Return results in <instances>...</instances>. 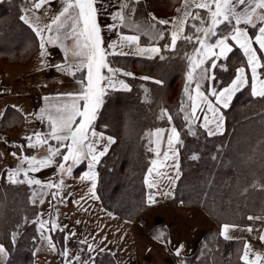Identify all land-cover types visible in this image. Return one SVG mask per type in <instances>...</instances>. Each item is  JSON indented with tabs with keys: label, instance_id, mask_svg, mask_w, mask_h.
Here are the masks:
<instances>
[{
	"label": "snow or ice",
	"instance_id": "6c2138e0",
	"mask_svg": "<svg viewBox=\"0 0 264 264\" xmlns=\"http://www.w3.org/2000/svg\"><path fill=\"white\" fill-rule=\"evenodd\" d=\"M32 8L39 11L45 5L53 2H59L60 9L50 18V22L43 27H37L33 24L32 18L28 15H21L20 20L29 25L39 38V48L41 56V64H47L46 57H50L51 53L47 51V46L59 47L64 59L61 63L48 65L58 72H62L75 77L77 73H85L84 77L78 81L82 86L81 91L72 93L58 94V97H66L67 99L59 105H49L39 110L37 118L41 122H47L49 131L45 134L34 132L31 136L26 137L27 146L30 148L47 146L48 155L42 159L36 156H24L20 165L12 170H6V178L11 184H28L29 186H39L38 190H34L31 196V202L43 204L42 198L51 195L52 200H56L60 196V190L65 187L63 177L71 176L73 166L81 163L82 160H89V168L93 169L100 162V157L107 152V146L114 143L112 137H107V144L103 150L97 151L96 145L103 134H98L94 129L93 122L96 120L100 107L104 104L105 96L109 90L113 91H131L129 84L117 77L123 75L125 77H134L130 71L122 68H114L111 66L109 57L111 56H147L152 59L156 56L160 60L166 57L160 55L162 50L176 51L179 41L188 44L198 45L193 48L194 55L185 54L187 61L186 84L184 93L187 94L190 104L180 107V113L185 122L186 135L197 136V124L200 120L197 116L198 109L204 113L203 122L200 127L206 130L208 136L221 134L223 131L224 116L221 108H228L229 102L233 96L242 88L249 84L248 77L245 75V68L236 69V75L232 79L228 87L217 90L215 87L208 89L212 99L208 98L205 91L202 90L203 82L214 80L213 69L220 68L223 62L229 57V53L233 51L229 41H234L247 56V66L251 69V95L264 98V79H259L258 69H264V62L257 53V49L253 47V43L259 46V50L264 51V0H183L181 9H177L181 13L178 17H173L171 21L158 19L153 14L150 18L160 25L171 23L172 27L167 32L156 28L155 24H150L148 30L144 31V35H151L154 43L149 47L141 46L140 35L130 34L122 31V29L135 30V33L143 31V25L136 24L133 15L136 13V4L139 0H31ZM113 11L109 12V8ZM200 10H205L206 15H202ZM107 15L111 21L104 26V30L108 33H115V38L105 43L102 35L101 25L98 22L100 15ZM38 20V18H36ZM189 21H192L189 23ZM258 29V34L254 40L249 36V28ZM221 26H225V30H221ZM186 28L191 29V34H184ZM47 33V34H46ZM168 37L169 42L159 45L158 41H163ZM215 38V39H213ZM71 43H68V42ZM217 61L221 63L218 64ZM107 73V75L105 74ZM139 79L148 81L153 80L151 76H141ZM259 85L257 86V81ZM157 85H162V80H153ZM194 89L190 92L192 84ZM119 84V88H117ZM147 91V89H145ZM192 92L195 95H192ZM48 100V97H43ZM81 101L83 104L81 105ZM6 113L0 112V117H5ZM79 117V122H77ZM161 120H167L169 123L173 120V115L166 108H161L157 117ZM165 130L156 129L155 132L148 133L150 143L156 146L150 151L156 152L160 157L159 145L163 138ZM35 138V143H33ZM49 140L55 141V146L49 144ZM181 132L175 126L170 128L167 136L166 150L163 152L162 159H154L152 167L148 169L149 176L161 167H171L175 170V179L180 178L179 167V148L177 145H183ZM14 147L22 149L24 145L14 144ZM64 149L65 151H61ZM16 156L17 153H12ZM191 159H199V156L193 154ZM171 160L174 163L168 164ZM27 163L28 167L23 165ZM55 165L58 170V180L42 182L40 179L30 177L29 172H38L43 168ZM23 175V179L20 176ZM83 179L90 180L92 197L99 199L95 195L96 191V173L85 174ZM170 182L174 183L172 177H168ZM149 188H156V182L145 181ZM253 184L252 187H256ZM264 190V184L259 185ZM46 189L55 191H45ZM246 191V190H245ZM170 191L156 192L149 194L146 204L151 207L158 204L157 196L170 197ZM183 203V201H181ZM50 219L43 220L38 216L35 223L39 224L41 239L50 250H56V244L53 242L50 232L62 230L53 214L49 213ZM260 217L249 216L248 220H260ZM79 223V221H77ZM237 227L236 225L223 224L221 226L220 235L229 240V230ZM67 228L66 225L63 226ZM252 232L254 229L249 226L246 229ZM17 233L12 234V239H16ZM75 233H66L65 239L70 240ZM259 240L264 242V234H261ZM153 239L162 243H170L165 231L157 230ZM91 248V245L88 246ZM183 245L175 248L174 255L180 257ZM103 251V250H101ZM61 256H69L70 252L67 246L59 253ZM251 254V258H250ZM0 256L7 260L8 252L3 244H0ZM79 260V257L73 256ZM94 261V258H92ZM240 259L243 264H264V253L254 252L250 243L245 242ZM87 264V262H84ZM183 264V262H181Z\"/></svg>",
	"mask_w": 264,
	"mask_h": 264
},
{
	"label": "trees",
	"instance_id": "16d2710c",
	"mask_svg": "<svg viewBox=\"0 0 264 264\" xmlns=\"http://www.w3.org/2000/svg\"><path fill=\"white\" fill-rule=\"evenodd\" d=\"M178 1L148 0L140 9L155 6L171 11ZM29 4L27 0L0 2V60L26 63L37 52L35 32L20 20L23 9ZM200 11L204 15L205 10ZM248 27L254 35L257 29ZM221 30H225V26H221ZM185 34H191V29L186 28ZM167 40L166 37L162 43ZM189 49V44L179 41L176 51H162L165 60L114 57L122 66L126 59L131 60L133 67L140 66L135 71L137 75L126 77L131 91H109L94 122L99 130L116 136L114 145L97 164V192L108 211L122 218L134 219L147 207L144 178L154 153L147 144L146 134L159 125H169L168 121L157 117L175 81H182L183 87L181 85L180 97L174 103L178 106L181 100L187 69L184 53ZM261 59L264 62L263 57ZM245 62L242 51L234 47L221 67L212 70L215 79L208 81L209 88L219 90L227 85L235 76L237 66ZM260 72L264 78V69ZM145 75L162 80L163 84L139 79ZM210 98L214 101L211 95ZM117 107L120 109L116 110ZM222 112L226 128L214 136H208L199 122L196 123L197 136L186 135L183 118L173 120L184 142L179 145L182 175L173 200L201 206L218 225H249L254 229L253 235L259 236L264 220L250 221L248 217L264 214V190L259 186L264 184V98L251 95L249 82ZM193 154L199 159H191ZM253 184L257 186L252 187ZM35 189V185L9 183L5 171L0 180V243L8 252L6 264H32L33 251L40 237L38 223H35L39 215L38 203L33 204L30 199ZM13 233H17L15 240ZM62 245L63 240L58 242L60 249ZM243 246V240H225L213 229L204 235L192 256L178 260L179 264H243L240 259ZM83 263V260L76 262ZM95 264H115V261L102 252L96 255Z\"/></svg>",
	"mask_w": 264,
	"mask_h": 264
},
{
	"label": "crops",
	"instance_id": "0c3cea01",
	"mask_svg": "<svg viewBox=\"0 0 264 264\" xmlns=\"http://www.w3.org/2000/svg\"><path fill=\"white\" fill-rule=\"evenodd\" d=\"M1 1L3 0H0V2ZM27 1H29L30 4L23 9L22 15H28L32 18L33 24L37 27L47 25L50 22V18L61 7L59 2H53L50 5H45L39 11L33 9L32 12H29L28 9L32 8V2L31 0ZM147 1L148 0H139V3L135 5L137 11L133 15L134 22L144 26L143 31L135 33V30L122 29V31L126 33L139 34L141 37L140 44L144 47H149L154 43L151 35H144V31L148 30L150 24H155L156 28L165 32L172 27L171 23H169L167 24L168 28L164 29L163 25L156 23V21L150 18V14H153L158 19L171 21L173 17L181 15V13H178L176 10L181 9L183 6V0H179L171 11L165 9H145L143 18H141L142 16H140V14L138 15V10H141L142 3ZM108 11H113V8L110 7ZM36 18H38V20ZM98 22L101 25L105 43L115 38V33H108L104 30V26L111 22L106 14L100 15L98 17ZM241 26L248 27L244 25ZM257 34L258 29L254 35H251L249 30V36L253 38V40ZM168 42L169 40H167V43ZM68 43L71 42L69 41ZM156 43L163 45L166 42L162 43V41H158ZM229 43L233 48L237 47L242 51L246 62L245 65H238L236 69L244 67L245 75L252 84L251 69L247 66V56L244 54L243 49L234 41L230 40ZM253 47L257 49V53L260 56L258 52L259 46L253 43ZM40 51L38 38V50L28 62L9 63L6 60H0V112L6 113L5 117H0V125L3 123L0 132V180L2 179L4 171L6 173V170L17 168L24 156H36L37 159H41L48 155L47 146L30 148L27 146L28 141L25 139L34 132L45 134L49 131L47 122H41V120L37 118L39 110L49 105H59L67 99L66 97H58V94L68 92L76 93L82 89L78 81L84 77L85 73H77V75L73 77L58 72L54 68L48 66L63 61V52L59 47L47 46V51L51 53L50 57L45 58L47 64H41ZM260 52L262 53L261 57L264 59V51L260 50ZM161 54L162 52L160 55ZM127 57L149 59L147 56ZM111 66L120 68L113 65L112 62ZM105 74L107 75L106 72ZM137 74L138 73H134V76ZM236 74L237 73H235V75ZM258 75L259 79H264L260 69H258ZM234 77L232 79H234ZM117 78L129 84L125 76L120 75ZM231 81L222 88L228 87ZM258 85L259 80L257 81V86ZM119 87V84H117V88ZM235 95L229 102V106ZM43 97H48L49 99L44 100ZM213 102L215 103V101ZM80 103L82 105L83 101ZM79 119L80 118L77 117V122H79ZM15 121L17 122L15 123ZM172 126L177 128L176 124L172 121L166 126V129H164V136L159 148L161 155L157 157L156 152H154L148 169L152 167V161L154 159H162L163 152L166 150L167 146V136ZM7 128H9V130L5 131ZM94 129L98 134L102 133L104 137V139H101L99 144L96 145L97 151H101L107 144L106 138L111 136L96 128L95 124ZM32 142L35 143V138H33ZM14 144L24 145V147L18 149L13 146ZM49 144L55 146L56 142L49 140ZM110 145L107 146V151ZM177 147L179 148V145H177ZM61 151L63 152L65 150L61 149ZM14 152L17 153L16 156L12 155ZM178 160L181 177L180 150ZM167 163L172 164L174 162L169 160ZM26 165L27 163H25L23 167L27 168L28 165ZM148 169L145 174L144 182L146 179L149 182H156L157 187L149 188L148 184L145 182V201L149 194L158 191H170L172 195L170 197L157 196L156 198L159 201L158 204L151 207L147 205V207L134 219H125L108 211L100 198L94 199L90 191L92 182L82 178L86 173L89 175L92 171L96 173L95 195L99 197L97 192L99 178L97 164L93 169H90L89 160L85 159L82 160L80 164L74 165L72 175L63 177L65 187L60 190V196L56 200H52L49 194L42 197L45 201L43 204L37 202L39 207V218L49 220V213L51 212L62 230L49 233L57 246L55 251L47 247L41 239V233L39 231L40 237L33 251L32 264H76V262H81V260L87 262V264H95L96 255L102 252L108 253L115 261V264H179L178 259L192 256L198 250L202 238L208 231L217 229L220 234L221 226L223 224H229L222 223L218 225L210 219L199 205L174 202L173 199L180 178L175 179L176 173L173 168H157L150 176L148 174ZM58 175V170L55 165L43 168L38 172H29L30 177L40 179L42 182H47L49 180L57 182ZM168 177H172L174 183L170 182ZM36 190H38V186H36ZM45 191L50 193L51 191H55V189H46ZM255 217H260L264 220V216ZM77 221H79V223H77ZM64 225L67 226L66 229L63 228ZM236 226L237 227L234 229L229 230V235L232 237V239L229 240H243L244 243L248 242L251 244L254 252L264 253V242L260 241L258 238L261 234H264V226L259 236H254L252 232L246 230L249 225ZM157 230L165 231L171 242L162 243L154 240L153 235ZM69 232L75 233V236L70 240H66L65 235ZM61 240H63V245L60 249L58 242ZM181 244L184 246L181 255L180 257H176L174 255L175 248ZM89 245H91V248L88 247ZM65 246H67L70 252V255L67 257L59 254ZM73 256L79 257L80 259H74ZM92 258H94V261ZM7 260L0 256V264H6Z\"/></svg>",
	"mask_w": 264,
	"mask_h": 264
},
{
	"label": "rangeland",
	"instance_id": "374dc122",
	"mask_svg": "<svg viewBox=\"0 0 264 264\" xmlns=\"http://www.w3.org/2000/svg\"><path fill=\"white\" fill-rule=\"evenodd\" d=\"M152 5V4H151ZM153 6V5H152ZM147 9H151V8H147ZM152 9H159V10H163V8H156L155 6H154V8H152ZM145 13V11L143 10V9H141V10H138V15L140 14L141 16H143V14ZM204 15H206V13H204ZM192 31V30H191ZM213 39H215V38H213ZM188 44V43H187ZM190 45V49L188 50V51H186L184 54H188V55H194V53H193V48L194 47H198V45H194V44H189ZM258 52H259V54L261 53L260 52V50H258ZM262 54V53H261ZM109 60L113 63V65H116V66H118V67H120V68H122L123 70H125V71H130V72H132L133 74L134 73H137V72H135V71H137L136 69H140V66H139V64L137 65V67L136 66H132V64L130 63L131 62V60H129V59H126L124 62H122V63H124V65L122 66V64L121 63H117L116 61H115V59H114V57H110L109 58ZM121 62V61H120ZM186 66H188V64L186 63ZM186 72H187V69H186ZM186 72H185V78H186ZM185 81H186V79H185ZM209 81V80H208ZM208 81H204L203 82V87H202V90L203 91H205V93H206V95H208V98L209 99H211L210 98V92L208 91V90H206V89H208L210 86H211V83H209ZM207 82V83H206ZM178 83V84H177ZM181 85H182V81H181V83L180 82H177V81H175L173 84H172V86H171V89L169 90V92H168V96H167V100H166V102H165V104L164 103H162V108H163V106H164V108H166V109H168L169 110V112H170V114H172L173 115V120L175 121L177 118L178 119H180V118H182V113H180V107H181V105L183 104L185 107H188V105L190 104V101L188 100V96H187V94H185L184 93V89H183V92H182V96H181V100H179V102H178V106L174 103V102H176L177 101V98L178 97H180V93H181V91H180V87H181ZM182 87H183V85H182ZM184 87H185V84H184ZM194 87H195V84L193 83L192 84V86H191V88H190V92L192 91V89H194ZM192 95H195V93L194 92H192ZM176 100V101H175ZM118 109H120V108H118L117 107V109L116 110H118ZM223 113V112H222ZM203 115H204V113L202 112V111H200L199 109H198V111H197V116H199L200 117V120L199 121H197V122H199V124H201L202 122H203ZM223 116H224V114H223ZM172 120V121H173ZM167 121V120H166ZM173 121V122H174ZM196 122V123H197ZM166 129V126L164 125V126H161V125H159V126H157V127H155L154 129H152V130H150V131H148V133H152V132H155V130L156 129ZM223 128L225 129L226 128V125H225V118H224V123H223ZM9 130V128H7L5 131H8ZM230 130L232 131L233 129H231L230 128ZM4 131V132H5ZM106 133V132H105ZM147 133V134H148ZM108 134V133H107ZM146 134V138H147V144L151 147V149L152 148H154L156 145L155 144H153V143H150L149 141H150V139L151 140H154L155 139V137H150L149 135H147ZM229 134V133H228ZM108 135H110V134H108ZM113 139H114V141L116 142V136L115 135H110ZM163 136H164V134H163ZM114 142V143H115ZM114 143H112L111 145H110V147H109V149H111V147L114 145ZM161 143H162V140H161V142H160V145H159V148H160V146H161ZM108 149V150H109ZM108 152V151H107ZM106 152V153H107ZM153 153H154V151H153ZM103 157V156H102ZM101 157V158H102ZM42 159V158H41ZM28 165V164H27ZM26 165V166H27ZM28 167V166H27ZM55 182V181H54ZM39 187V186H38ZM36 190V189H35ZM260 216H264V214H259ZM263 228V227H262Z\"/></svg>",
	"mask_w": 264,
	"mask_h": 264
},
{
	"label": "built area",
	"instance_id": "2783aa9c",
	"mask_svg": "<svg viewBox=\"0 0 264 264\" xmlns=\"http://www.w3.org/2000/svg\"><path fill=\"white\" fill-rule=\"evenodd\" d=\"M163 28L164 29H167L168 28V25L166 24V25H163Z\"/></svg>",
	"mask_w": 264,
	"mask_h": 264
}]
</instances>
